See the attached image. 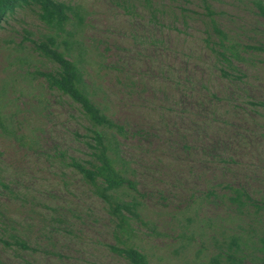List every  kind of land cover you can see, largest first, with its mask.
<instances>
[{
  "label": "rangeland",
  "instance_id": "374dc122",
  "mask_svg": "<svg viewBox=\"0 0 264 264\" xmlns=\"http://www.w3.org/2000/svg\"><path fill=\"white\" fill-rule=\"evenodd\" d=\"M58 1L83 17L65 30L87 50L92 97L130 134L121 154L147 226L119 234L105 202L59 157L90 159L88 124L37 76L55 67L31 51L48 30L37 10L17 9L0 28V264H129L111 251L125 246L149 264L205 263L213 237L236 225L210 191L264 198V52L251 48L264 43V17L254 0ZM212 19L237 46L229 67ZM248 210L262 234L264 209Z\"/></svg>",
  "mask_w": 264,
  "mask_h": 264
},
{
  "label": "trees",
  "instance_id": "16d2710c",
  "mask_svg": "<svg viewBox=\"0 0 264 264\" xmlns=\"http://www.w3.org/2000/svg\"><path fill=\"white\" fill-rule=\"evenodd\" d=\"M253 4L264 17L262 1L254 0ZM25 7L37 10V16L48 30L46 35L35 42H30L31 51L55 66L48 73H36L37 76L43 78V84H46L48 90L56 91L78 105L88 124L85 138L77 137L86 140L85 145L90 149V159L82 161L65 153H60L59 157L65 163V167L77 170L95 195L105 202L111 216L116 220L117 232L130 238L133 235L132 226L135 221L147 226L138 198V195L140 197L143 195L139 194L136 180L131 178L135 172L127 166V161H124V156L121 154L120 140L128 139L130 134L126 127L114 120L103 103L96 102L92 97L96 90L89 87L86 78L87 50L78 42L72 31L65 30L70 26V22L72 27L80 29L83 26V17L75 7L58 0H0V28L9 15ZM210 15H213L211 9ZM71 17H74L76 22H72ZM212 24L218 41L219 51L215 49L218 59L229 67L233 60L239 59L237 46L227 43L225 32L217 27L213 19ZM60 34L64 36L58 43L57 38ZM251 48L264 52V43L259 47ZM6 87L7 84L0 88V94L5 93ZM257 105L264 107V103ZM2 125L1 123L0 126ZM16 138L19 141L23 139ZM1 188L8 189V186L0 179V190ZM224 188L227 190V195L217 196L214 191H210V197L228 202L231 209H227L230 210L227 219L236 225L234 229H222L217 238L213 237L215 252H210V257L205 263L197 264H264V232L259 234L258 226L261 222L256 221L257 218L252 220V213L249 214L248 210L249 207L253 208V216L254 214L258 216V213L264 209V198L261 200L251 198L240 187L225 185ZM134 194L138 195L134 196ZM232 209L235 212H231ZM242 217L249 223L243 221ZM213 224L214 222L210 220V234L216 236L219 231L214 230ZM181 237L180 235L178 238ZM191 239V242L195 243V238ZM20 244L22 249H26L25 243ZM111 251L126 259L129 264H149L147 256L134 247H112ZM199 254H203V251L201 250Z\"/></svg>",
  "mask_w": 264,
  "mask_h": 264
}]
</instances>
